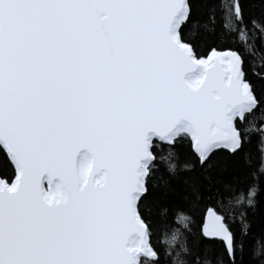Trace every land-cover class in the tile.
<instances>
[{
  "label": "snow or ice",
  "instance_id": "snow-or-ice-1",
  "mask_svg": "<svg viewBox=\"0 0 264 264\" xmlns=\"http://www.w3.org/2000/svg\"><path fill=\"white\" fill-rule=\"evenodd\" d=\"M221 12L216 34L191 0H0V264H237L256 186L227 190L245 208L234 231L203 182L254 138L264 173V88L244 51L201 56L199 30L243 46L264 21L240 0ZM161 164L191 190L163 254L144 218Z\"/></svg>",
  "mask_w": 264,
  "mask_h": 264
},
{
  "label": "trees",
  "instance_id": "trees-1",
  "mask_svg": "<svg viewBox=\"0 0 264 264\" xmlns=\"http://www.w3.org/2000/svg\"><path fill=\"white\" fill-rule=\"evenodd\" d=\"M225 0H191L193 10V23L204 24L208 22L210 10L214 11L215 33L221 31V4ZM231 2V0H227ZM245 21L256 19L264 21V0H240ZM192 26L191 24L189 25ZM200 35H203L207 43H202L199 54L207 56L213 47L218 51L226 49L242 50L245 53V70L247 77L256 86L258 92L264 88V81L253 73V66L256 71L264 75V42L260 39L259 31L249 28L248 40L245 45H241L237 36L233 35L228 43H218L214 35H209L201 28ZM176 152L183 162L186 156H190L191 143L189 139L176 145ZM246 151L250 159L229 156L226 152H221L213 158V165L210 171V179L203 182L202 194L205 202L223 200L225 215L235 221L232 225L236 231L241 223L240 213L245 211L244 207L229 205L227 200V190L247 189L251 185L256 186L255 207L246 211V223L248 225L247 234L241 235L239 239L243 244L242 252L238 251L237 264H264V173L260 172L261 157L255 138ZM0 153V157H2ZM164 164L160 165V173H163L164 180L158 179L159 174L153 178V188L149 200L146 202L147 208L144 218L148 222L152 235L151 244L162 254L165 251L171 252L168 241L172 232L183 231L182 225L175 221L179 210L187 207L191 196V190L186 183L185 174L178 171L177 175L171 176L164 171ZM253 173H256L254 176ZM165 181L167 183H165ZM159 184V186H156ZM199 222L197 214L193 227ZM259 252V255L256 253ZM163 264V260H162Z\"/></svg>",
  "mask_w": 264,
  "mask_h": 264
},
{
  "label": "water",
  "instance_id": "water-1",
  "mask_svg": "<svg viewBox=\"0 0 264 264\" xmlns=\"http://www.w3.org/2000/svg\"><path fill=\"white\" fill-rule=\"evenodd\" d=\"M211 52V51H210ZM210 52L207 54V56L210 54ZM190 140V139H189ZM191 143V142H190Z\"/></svg>",
  "mask_w": 264,
  "mask_h": 264
}]
</instances>
